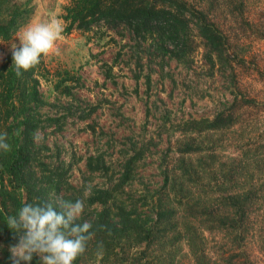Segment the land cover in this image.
I'll list each match as a JSON object with an SVG mask.
<instances>
[{
  "label": "rangeland",
  "instance_id": "obj_1",
  "mask_svg": "<svg viewBox=\"0 0 264 264\" xmlns=\"http://www.w3.org/2000/svg\"><path fill=\"white\" fill-rule=\"evenodd\" d=\"M25 1L32 11L11 38L0 39V60L29 23L58 20L64 28L67 0L14 3ZM184 1L227 37L230 66L208 61L191 26L178 57L104 26L64 28L59 51L45 57L52 67L76 69L85 84L77 94L94 105L86 118L38 131L49 145L46 160L84 193L116 186L150 226L147 237L133 230L91 235L73 264H264V0ZM218 110L231 112L232 122L205 127ZM89 154L101 167L87 169ZM128 158L132 171L122 181ZM0 191V264H12L9 248L18 239L6 219L36 204L7 177ZM73 195L84 211L93 206ZM29 264L41 261L34 255Z\"/></svg>",
  "mask_w": 264,
  "mask_h": 264
},
{
  "label": "trees",
  "instance_id": "obj_2",
  "mask_svg": "<svg viewBox=\"0 0 264 264\" xmlns=\"http://www.w3.org/2000/svg\"><path fill=\"white\" fill-rule=\"evenodd\" d=\"M31 11L30 2L15 4L14 0H0V39L11 38L26 23ZM60 17L67 31L101 26L113 30L122 28L128 38L138 44L154 43L176 57L186 51L187 32L191 26L203 39L208 61L230 66L227 37L201 9L184 0H67L61 7ZM84 85L76 69L52 67L47 65L45 57L35 68L17 77L11 50L2 56L0 133L7 134L6 142L11 150H0V180L7 177L10 183L21 185L25 195L36 205L50 202L56 211L61 210L56 205L58 200H78L71 198L75 197L73 191H76L89 205H93L84 211L80 220L74 222H90V236L117 235L124 230H133L139 237H147L150 226L144 225L146 220L136 216L133 209L117 196L119 190L116 186L96 187L84 193L64 182L59 170H54L50 160H46L45 150L49 149V145L44 141V133L39 136L38 131L59 130L72 116L79 119L88 117L94 105L83 102L77 94V90ZM235 93L232 100H236ZM232 120L231 112L218 110L204 125L218 127L230 124ZM127 160L122 181L129 178L132 171L134 158ZM99 161L89 154L85 165L88 170H93L101 167ZM0 195L2 198L1 191ZM168 212V208L159 211L165 221L169 219Z\"/></svg>",
  "mask_w": 264,
  "mask_h": 264
},
{
  "label": "clouds",
  "instance_id": "obj_3",
  "mask_svg": "<svg viewBox=\"0 0 264 264\" xmlns=\"http://www.w3.org/2000/svg\"><path fill=\"white\" fill-rule=\"evenodd\" d=\"M63 30L58 20L26 25L17 37L19 46L11 45L16 76L21 77L23 72L35 68L42 57L58 52L57 41ZM6 141L7 134L0 133V150L5 152L11 150ZM56 205L60 211L50 202L25 203L18 215L7 217L6 226L18 239L9 248L12 264H29L34 255L39 257L41 264H73L85 252L92 225L87 220L74 224L83 216L84 201L58 200Z\"/></svg>",
  "mask_w": 264,
  "mask_h": 264
}]
</instances>
